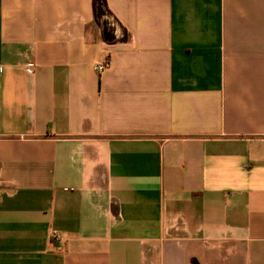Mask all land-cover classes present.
Segmentation results:
<instances>
[{
  "label": "crops",
  "instance_id": "crops-1",
  "mask_svg": "<svg viewBox=\"0 0 264 264\" xmlns=\"http://www.w3.org/2000/svg\"><path fill=\"white\" fill-rule=\"evenodd\" d=\"M106 1L0 0V264H264V0Z\"/></svg>",
  "mask_w": 264,
  "mask_h": 264
},
{
  "label": "trees",
  "instance_id": "trees-1",
  "mask_svg": "<svg viewBox=\"0 0 264 264\" xmlns=\"http://www.w3.org/2000/svg\"><path fill=\"white\" fill-rule=\"evenodd\" d=\"M92 8L95 21L99 24L102 32V38L108 43H113L119 39L125 37V31L123 32V37L118 38L115 34V28L109 22L108 17L112 16L106 0H92ZM190 264H200V262L193 258Z\"/></svg>",
  "mask_w": 264,
  "mask_h": 264
},
{
  "label": "built area",
  "instance_id": "built-area-1",
  "mask_svg": "<svg viewBox=\"0 0 264 264\" xmlns=\"http://www.w3.org/2000/svg\"><path fill=\"white\" fill-rule=\"evenodd\" d=\"M107 65H108V62L105 61V62H102V63L97 64L95 66V69L100 72V71L104 70L107 67ZM34 67H35V64L30 63L29 66L27 67V71L30 72V73H32L33 70H34Z\"/></svg>",
  "mask_w": 264,
  "mask_h": 264
}]
</instances>
